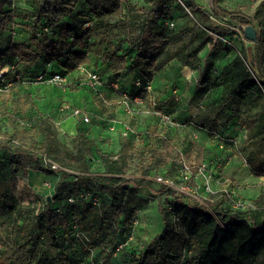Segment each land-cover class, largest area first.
Here are the masks:
<instances>
[{"label":"trees","instance_id":"trees-1","mask_svg":"<svg viewBox=\"0 0 264 264\" xmlns=\"http://www.w3.org/2000/svg\"><path fill=\"white\" fill-rule=\"evenodd\" d=\"M222 1L212 0L208 12L195 0H0V69L14 84L1 93L0 112H18L24 93L30 114L20 133L17 116L0 120V129L12 130L0 140V264H264V189L251 200L254 209L237 211L225 202L192 203L150 178L174 144L178 161L198 149L215 178L230 160L264 178V0L250 14L227 16L218 14ZM248 26L257 34L249 51ZM170 64L198 78L189 107L174 92L178 85L163 86L156 77ZM79 68L97 73L102 86L79 85ZM41 74L60 75L70 91L88 94L94 107L72 106L88 123L75 118L59 137L53 124L59 116L53 121L33 99L39 89L58 90L34 84ZM135 98L181 127H164L135 104L124 112L123 102ZM113 121L117 147L106 151L108 138L97 131ZM121 124L131 130L126 137ZM174 161L164 175L176 174L179 183L185 160ZM30 173L49 176L52 188L24 202L15 187ZM138 189L166 206L159 234L136 251Z\"/></svg>","mask_w":264,"mask_h":264},{"label":"rangeland","instance_id":"rangeland-1","mask_svg":"<svg viewBox=\"0 0 264 264\" xmlns=\"http://www.w3.org/2000/svg\"><path fill=\"white\" fill-rule=\"evenodd\" d=\"M196 3H198L203 10L210 12L211 9L213 8V3L212 0H195ZM260 0H223L221 2V7H217V11L219 15H228L231 12H233L234 10H240L243 13L246 14H250L253 9L255 8V6L260 3ZM221 9V10H219ZM225 10V12L223 10ZM237 33H239V31H237ZM213 36V35H211ZM235 39L237 38L238 41H234L232 44L234 46H240L241 40L238 39V37L235 35L234 36ZM213 38L215 39V37L213 36ZM244 48L249 51L250 50V43L249 42H244ZM204 57V53L202 54ZM4 72V71H3ZM178 67L173 66L172 64L168 65L164 70L159 71L156 74V77L159 79V82L163 85H169L171 87H174V85H178V90H182L188 91L189 88L191 87L192 82H194V79H196L197 77H194V75H191V73H185L186 78H180L178 77ZM181 74V72H180ZM196 76V74H195ZM180 78V79H179ZM177 79L179 80L178 84H177ZM198 79V78H197ZM156 80V79H155ZM14 85V84H13ZM164 86V85H163ZM176 88V89H177ZM58 90L54 92H51L50 90H46V89H39L37 90V92L35 93V96L33 97L34 101L36 102L37 106L39 109H41L43 112H50L51 114H53L54 116H52V120L55 119V116H59L57 119V121H55L54 127L55 129H57V132L59 133V137L61 136H66L64 135L66 132L64 131V129L70 130L71 127H68L70 125H66L65 122H67L68 120H70L71 115L70 112H62V115L60 113V110L62 111H69V110H63L61 108H63L64 106H67L70 109H76L73 108L76 105L80 106L81 108L84 107H94V102L91 103L88 94H86V92L84 90H76V91H70V89L68 88H57ZM73 89V88H71ZM180 93V95H181ZM18 99L16 101V108H19L18 112L16 111H11L10 114L11 115H7L4 114L3 112H0V120L5 117V116H9L10 118H12L13 116L18 119H15L16 121H19V124L17 125L18 128V132H22L24 125L26 124V119L28 118V116H30L29 112L27 113L28 107H29V98L24 96V93L20 94L18 93ZM1 95V94H0ZM185 95H188V92H185ZM181 97H183V99H186V96H184L183 94L181 95ZM28 100V101H27ZM31 100V99H30ZM182 100V98H181ZM183 101V100H182ZM62 106V107H61ZM73 106V107H72ZM188 106L189 105H185ZM189 110L194 113V106H191V109L189 108ZM33 113V112H32ZM17 114V115H15ZM61 115V117H60ZM23 117L25 118V120L23 119ZM54 121V120H53ZM9 124V123H8ZM114 124H117V122H114ZM2 126V124H1ZM9 128V130H8ZM3 131H10L9 133H12L11 130V126L10 124L8 125V127L5 125V127H2L0 129V140H6L8 138V135H5L4 133H2ZM96 131L94 132V135L97 136ZM98 133H101V138H108L106 139L107 142L106 144H103V148L104 150H108V151H114L115 148L117 147V142H118V134L115 133V131L110 132V130H105V129H99L97 131ZM15 144L17 143V140H15ZM182 141V140H181ZM25 143H28L29 140L28 138L24 140ZM242 144V142H240ZM239 143V145H240ZM179 144V143H178ZM242 145L238 146L239 148ZM180 146H178L177 144H174L172 146V152L169 154L168 157H166V159L164 160V162L161 164V166L159 167L160 169L157 170V173L154 174L151 178V180L153 181L154 179H156L157 177H168L165 179H169V180H174L173 182L175 184L178 185L177 181L175 180V176L176 174L171 177V176H165V169H167L169 167V163H172V159H174L176 162L175 164H178V162H180L181 159L185 160L184 164L187 165V167L190 169V174L192 175L193 173V167L197 164H199L201 162V158L199 156V154H197L195 151H197L198 149H193L194 152H192L191 154L188 155H184L183 157H181V159H179V161L177 159H175L176 157V152L178 151ZM178 161V162H177ZM138 162V161H137ZM239 166H241V163H238ZM140 167V164L137 163L136 165V172L134 175H138V173L140 171L137 170V168ZM176 172V171H173ZM31 174V173H30ZM27 181L23 182L21 181H17L16 183V187H15V194L21 198V200H23L24 202H28L30 200L34 199V192L37 191H42L44 188H52V180L50 179H45L42 177H38L36 175V177H34L33 179L30 180V178H26ZM226 179V178H224ZM222 179V180H224ZM176 181V182H175ZM219 182H221L219 179L217 180ZM26 183V184H25ZM239 182H237L238 184ZM159 184V183H158ZM198 183H196V181L193 179V177H191V179L188 181L187 186L189 188H193L194 186H196ZM216 184V182H215ZM241 184V185H240ZM27 185V186H26ZM50 185V186H49ZM239 190L242 188H245L249 191H251L252 189H257V188H249L250 185L246 184V183H239ZM262 186V187H261ZM259 188H261L262 190L264 189V185H261ZM168 187V186H167ZM178 187V186H177ZM171 188V187H169ZM220 187L218 186V184H216L215 186L213 185V189L217 190ZM172 189L176 190L175 187H172ZM177 191V190H176ZM139 192V194L137 195V197L134 198V215H136V219H135V224H136V232H135V238L133 239V244H132V249L137 250H142L143 247L146 245V243L150 242L157 234H159L160 230H161V209H163V207L165 208L166 205H160L159 202L161 199H158V195H150L147 192H145V189H138L137 193ZM179 192V191H178ZM181 195L186 196L187 199L194 203V202H198L202 205L207 206L208 202L205 201H198L196 199L191 198L190 196L186 195L185 193L179 192ZM240 195V194H239ZM160 198H163L160 197ZM243 198V197H242ZM136 205V206H135Z\"/></svg>","mask_w":264,"mask_h":264},{"label":"built area","instance_id":"built-area-1","mask_svg":"<svg viewBox=\"0 0 264 264\" xmlns=\"http://www.w3.org/2000/svg\"><path fill=\"white\" fill-rule=\"evenodd\" d=\"M168 26L170 28H173L174 25L173 23H169ZM184 69L186 70V73L189 72L191 73V75H194L192 70L190 69L188 70V68L186 67H184ZM79 70L80 73L83 74V77L79 79V85L94 91H96L98 88L102 86V82L97 73L86 71L83 68H79ZM7 71L8 70L6 68L0 69V94L9 91L13 85L12 82L4 80V75L7 73ZM34 84L53 86L55 88H63V89L66 88L67 86L65 78L61 77L60 75H53L50 77L43 76L42 74L38 75L35 78ZM135 85L140 86V82H136ZM113 87L116 88V85H114ZM145 87L147 91L151 90V85L149 83H147ZM133 107L142 113H148L151 116L158 117L160 124L164 127H169V128L181 127L180 124L173 122L169 115H165L157 111L150 110L147 107V104H145L139 98H135L132 101V105L127 102H123L122 109L127 114H131ZM62 109L69 110L70 115L73 118H80L84 123L89 122V117L87 116V114H85L80 109H70L67 106H64ZM114 122L115 121H113L112 124L110 125L109 127L110 130H114L116 125L114 124ZM121 125H122V136L126 137L131 130L127 125L125 124H121ZM226 141L232 142L234 147L238 150L239 148L238 142L230 139H227ZM53 168H56V166H53ZM193 170L194 171L191 175L190 169L187 167L186 164H184L178 176V180H179L178 185L175 184L172 180L165 179L162 177H157L156 179H154V181L164 186H168L171 188L175 187L177 191L185 193L186 195L198 201H205L208 203L225 202L227 206L237 211L250 210L255 208V205L251 200L244 199L239 195L238 192L239 186L236 180L232 178H226L221 182L217 181L218 179L215 178V169L212 166H208L205 163H199L195 165L193 167ZM191 177H193L196 183H198L193 188H189L187 186V183L191 179ZM215 182L220 187L217 190L213 189V185Z\"/></svg>","mask_w":264,"mask_h":264},{"label":"crops","instance_id":"crops-1","mask_svg":"<svg viewBox=\"0 0 264 264\" xmlns=\"http://www.w3.org/2000/svg\"><path fill=\"white\" fill-rule=\"evenodd\" d=\"M176 67H178V73L181 72L182 77H184V78L188 77L185 75L186 70L184 69V67H180L179 65ZM193 88L194 87L191 86L188 91H185V92H188V95H185V92L183 90H182L183 93H181L180 89L176 90L174 92H177L176 94L179 95L180 102L182 104L186 105V104H189L190 99L193 95V92H194ZM180 93H181V95L183 94L184 96H186V99H183V97H181ZM181 98L183 101L181 100ZM74 119L75 118H71L70 120L65 122V124L67 126L70 125L68 127H71V129H72V126L74 124ZM112 131L114 132V130H110V132H112ZM205 146H208V144H205ZM189 154H191V152ZM36 175L38 177L40 176V177L45 178V179H50L49 176H46L44 174L32 173V174H29L30 180L33 179L34 177H36ZM219 175H220V177H218L217 179H219L220 181H222V179H224V178H232L239 183H242V184L246 183V184L250 185L249 188H257V189H252L251 191H249L245 188L238 190L240 196L243 197L244 199H249V200L256 199L262 190L259 187L261 185H264V178L263 177H260V178L254 177L253 175L249 174V172L247 170H245L244 168L237 166V165L234 166V163L232 162V160H230L228 163H226V166L221 170ZM215 185L216 184L214 183V186Z\"/></svg>","mask_w":264,"mask_h":264},{"label":"water","instance_id":"water-1","mask_svg":"<svg viewBox=\"0 0 264 264\" xmlns=\"http://www.w3.org/2000/svg\"><path fill=\"white\" fill-rule=\"evenodd\" d=\"M243 36L246 41L251 42V43H254L257 40L256 31L252 26H248L244 29Z\"/></svg>","mask_w":264,"mask_h":264}]
</instances>
